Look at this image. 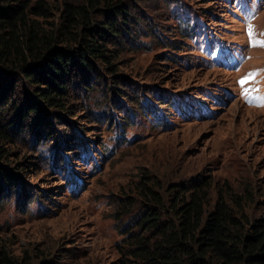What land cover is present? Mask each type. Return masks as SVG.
Masks as SVG:
<instances>
[{"label":"rangeland","instance_id":"obj_1","mask_svg":"<svg viewBox=\"0 0 264 264\" xmlns=\"http://www.w3.org/2000/svg\"><path fill=\"white\" fill-rule=\"evenodd\" d=\"M22 1L44 11L27 12L20 37L34 27L51 49L75 51L112 16L123 21L119 9L129 30L96 36L111 64L93 60L66 110L7 74L12 101L40 105L0 142V252L28 264H143L134 239L158 241L141 226L150 192L167 221L171 201L197 187L207 215L222 197L244 227L264 218V0ZM66 6L85 8L91 30L60 40Z\"/></svg>","mask_w":264,"mask_h":264},{"label":"trees","instance_id":"obj_2","mask_svg":"<svg viewBox=\"0 0 264 264\" xmlns=\"http://www.w3.org/2000/svg\"><path fill=\"white\" fill-rule=\"evenodd\" d=\"M16 2L19 4L0 6V142L11 140V128L21 132L23 119L38 110L40 105L30 102L22 105L12 101L14 79L13 75L8 76L10 72L21 73L25 81L35 88L36 102L66 110L63 100L69 96L70 85L80 82L82 86L89 87L91 76L96 74L93 60L111 64L108 60L111 55L107 54L108 50L97 37L103 38L102 33L106 31L117 37L128 34L129 30L128 15L119 9L116 13L123 21L116 22L117 16H112L104 26L96 29V35L93 32L85 35L75 51L51 49L53 38L40 40L34 27L28 29L29 33L24 38L18 31L20 25L27 27L30 22L27 12L41 15L44 5L37 1L36 7L27 11V3L22 0ZM64 13L60 40H70L69 36L80 25L91 30L90 17L85 8L66 6ZM76 69L81 73L80 78L77 77L79 81L75 79ZM7 111H10L9 114L12 112V118L3 122ZM196 189L188 201L178 195L171 201L176 215L171 221L163 218L165 199L149 193L154 205L146 206L141 226L155 231L158 241L151 244V240L144 243L135 238L140 246L135 256L143 264H264V218L244 227L222 197L207 215V197ZM0 264L28 263L14 261L1 251Z\"/></svg>","mask_w":264,"mask_h":264},{"label":"snow or ice","instance_id":"obj_3","mask_svg":"<svg viewBox=\"0 0 264 264\" xmlns=\"http://www.w3.org/2000/svg\"><path fill=\"white\" fill-rule=\"evenodd\" d=\"M261 46H264V45H261ZM241 83L243 84V83H246V81H241Z\"/></svg>","mask_w":264,"mask_h":264}]
</instances>
